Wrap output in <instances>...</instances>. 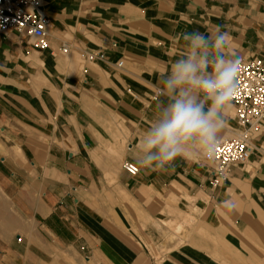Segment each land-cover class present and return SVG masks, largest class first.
I'll use <instances>...</instances> for the list:
<instances>
[{
	"label": "crops",
	"instance_id": "0c3cea01",
	"mask_svg": "<svg viewBox=\"0 0 264 264\" xmlns=\"http://www.w3.org/2000/svg\"><path fill=\"white\" fill-rule=\"evenodd\" d=\"M41 1L52 22L46 48L0 32V264H152L155 238L158 253L169 254L164 264L247 251L262 263L264 130L258 150L214 189L195 139L164 168L137 161L144 138L188 89L166 86L177 62L232 53L264 59V0ZM217 32L228 40L219 53ZM197 34L208 47H194ZM62 44L69 54L58 51ZM80 49H101L107 62L85 63ZM205 71L213 72L211 63ZM201 102L207 112L211 101L198 94ZM231 105L222 138L241 129ZM124 161L138 173H126ZM181 214L196 223L184 235L190 240L167 247L161 221Z\"/></svg>",
	"mask_w": 264,
	"mask_h": 264
},
{
	"label": "clouds",
	"instance_id": "9594fccd",
	"mask_svg": "<svg viewBox=\"0 0 264 264\" xmlns=\"http://www.w3.org/2000/svg\"><path fill=\"white\" fill-rule=\"evenodd\" d=\"M209 42L202 34H197L193 45L206 48ZM227 45V33L217 32L212 46L219 53ZM209 63L213 67L211 74L205 71ZM241 65L242 59L234 53L227 58L218 54L211 62L205 56L195 63L191 59L177 62L171 78L165 82L166 86L170 91L183 85H188V89H182L175 103L165 113L164 120L144 138L142 149L145 156L137 164L164 168L177 156L185 154L182 142L189 139L197 140L204 157L212 160L222 142L219 133L224 128L225 114L232 107L231 100L239 87ZM198 70L202 73L200 76L196 75ZM198 94H203L206 101H211L207 112L204 111V102L197 103ZM153 149L157 151L153 152ZM234 206L229 202L230 208Z\"/></svg>",
	"mask_w": 264,
	"mask_h": 264
},
{
	"label": "built area",
	"instance_id": "2783aa9c",
	"mask_svg": "<svg viewBox=\"0 0 264 264\" xmlns=\"http://www.w3.org/2000/svg\"><path fill=\"white\" fill-rule=\"evenodd\" d=\"M41 0H0V32L12 31L27 38L34 50H41L49 45L52 28L50 18L42 12ZM58 51L67 55L71 52L69 44H62ZM85 63L107 62L101 50L80 49ZM120 68L123 60L115 63ZM238 90L231 103L235 107L236 118L241 129L230 138H222L212 160L202 154L210 173V187H220L226 181L235 165L243 164L252 153L258 150L255 139L264 130V59L250 58L242 61L238 73ZM157 92H161L160 89ZM123 170L131 176L138 173L137 164L124 161Z\"/></svg>",
	"mask_w": 264,
	"mask_h": 264
},
{
	"label": "rangeland",
	"instance_id": "374dc122",
	"mask_svg": "<svg viewBox=\"0 0 264 264\" xmlns=\"http://www.w3.org/2000/svg\"><path fill=\"white\" fill-rule=\"evenodd\" d=\"M33 49V48H32ZM34 50V49H33ZM38 51V50H35ZM182 216L180 217V221H164L162 220L161 224L163 225L164 231L162 232L165 236L161 239L163 241V244H166L167 247L177 244V245H184L186 244L190 239L189 237L184 236L186 234V230L190 227H193L196 225V223L192 220L190 215L186 214H181ZM195 223V224H194ZM203 224L200 222L199 226H202ZM166 229V230H165ZM200 238L207 243L209 242L213 248L215 249H222V240H219L218 238H208L206 236V233L203 230H199L198 232ZM158 239H152L150 242L151 249L148 253V257L151 260L152 264H164V261L168 263V255L165 254V252L158 253L159 249H155L153 245L158 244ZM221 247V248H217ZM168 249V248H167ZM167 253V252H166ZM243 256H240L238 252H232V253H202L197 255V261L195 259H192L188 255L184 256V260L187 262H191L193 260L194 262H198V264H224L225 262L231 261L233 264L234 262H238L239 260L242 261L244 260L245 264H264V255H263V261L262 263L255 262V257L253 253H250L247 251L246 254H242ZM246 258V259H244ZM170 262V261H169Z\"/></svg>",
	"mask_w": 264,
	"mask_h": 264
}]
</instances>
